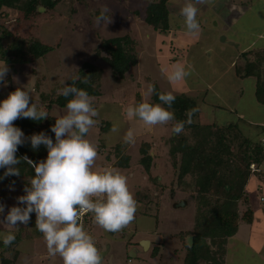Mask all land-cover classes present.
<instances>
[{"label": "rangeland", "instance_id": "rangeland-1", "mask_svg": "<svg viewBox=\"0 0 264 264\" xmlns=\"http://www.w3.org/2000/svg\"><path fill=\"white\" fill-rule=\"evenodd\" d=\"M156 1L73 0V3L66 1L60 4L52 12L39 8V16L32 23L18 26L16 12L7 9V16L1 19L8 30L18 29L22 35L25 32L37 35L54 49L35 65L9 66L6 80L10 78L11 82L7 86H0V101L17 87L25 88L30 90L33 102L36 100L48 112V116L59 118L66 114L67 109L52 106L49 110L42 95H58L60 89L77 78L79 69L85 63L100 67L104 72L102 96L94 100V106L100 113L98 124L88 134L99 152L95 170L104 167L119 169L128 178L129 189L138 201L139 208L136 219L117 233L106 232L92 222L91 235L97 248L103 252L110 247L103 264H184V242L187 244L192 240L190 235L184 241L179 236L180 233L193 230L197 207L192 198V189V192L180 189L190 184L192 179L186 177L184 185H178L179 169L173 165L174 159L170 155V139L174 136L172 128L175 121L149 128L142 121L135 118L129 120L124 115L129 106L140 102L155 104L153 93L148 91L152 84L176 96L192 93L188 97L194 99L200 109L193 124L222 127L236 123L246 137L254 139L264 136V110L257 104L255 95L257 79L255 76L241 78L237 75L239 68L246 65L241 54L264 47V0H213L211 5H199L200 10L207 9V12L198 13L201 30L193 35L191 44L190 39L184 42L186 36L181 33L182 28L183 32H187L180 15V9L187 0H172L168 3L171 29L167 34L155 31L146 23L147 7ZM232 5L236 8L231 10ZM105 7L110 9L108 15L112 17V22L98 26L96 17ZM219 20L223 25H219ZM262 34L260 39L258 36ZM126 35L137 42L138 64L123 79L116 81L102 60L109 58L108 55L102 52L100 58L97 56L103 40ZM181 39L189 48L184 55L182 48H185V44L180 43ZM233 41H240L243 46L237 49L231 46ZM176 63L186 68L190 66L192 71L184 81L173 85L160 69L165 66L171 71ZM102 122L110 123L108 131H101L104 126ZM114 123L119 125L120 131L109 136ZM129 128L135 130L134 145L123 143V136ZM182 134L189 136L190 131L185 129ZM190 142L194 143L193 140ZM144 144L152 147L150 153L154 156L150 173L141 164V148ZM120 145L122 148L118 152L116 147ZM232 148L234 152L237 150L235 146ZM122 157L129 158L128 168L119 167ZM252 169L256 170L254 166ZM263 176L264 171L260 169L259 174L252 175L246 187L255 217L258 216V207L264 203L263 193L257 188ZM21 195H25L23 187L0 184V203L6 205L4 216L12 206H17L16 198ZM246 209L247 205H241L242 213ZM4 216H0V219ZM254 220L251 225L240 222L237 236L228 245L226 264H264V220ZM20 228H24V236L18 248L24 254L29 252L27 256L32 257V262L42 264L39 256L48 255L47 247L43 234L35 228V222L17 228L0 224V234L11 231L17 236ZM25 235H31V240ZM142 241L150 242L145 250L141 246ZM0 242L3 244L2 239ZM2 244L0 264L2 260L13 264L12 256L16 253L13 252L14 246L12 249ZM132 253L136 255L135 258L130 257ZM44 262L47 263L46 260ZM59 264H63L60 257Z\"/></svg>", "mask_w": 264, "mask_h": 264}, {"label": "clouds", "instance_id": "clouds-1", "mask_svg": "<svg viewBox=\"0 0 264 264\" xmlns=\"http://www.w3.org/2000/svg\"><path fill=\"white\" fill-rule=\"evenodd\" d=\"M212 3L213 0H187L180 9L189 33L198 34L201 30L197 19L198 6ZM109 11L107 7L101 9L95 21L98 26L112 22ZM9 71L7 62H0V84L7 86ZM160 71L166 75L169 83L175 85L188 78L192 70L190 66L186 68L176 63L171 71L165 66H161ZM88 82L86 76L83 83ZM75 83L74 79L70 85L66 84L59 90L60 95L71 99L66 104V114L56 118L51 127L55 140L46 132L26 137L22 129L15 126L14 122L21 118L33 121L49 118L48 112L36 100L33 102L30 90L17 87L0 101V169H6L0 179L20 176L18 166L22 162L34 169L35 173L24 187L25 195L16 198L17 206H12L6 216V205L0 203V216H4L0 224H6L9 228L28 226L31 215L35 213V228L43 234L49 257L59 256L63 264H103V253L84 228L85 215L91 214L94 223L106 232L117 233L136 219L139 203L129 189L128 178L119 169L104 167L95 170L99 152L88 134L98 124L100 113L94 106L95 98L86 90L76 87ZM148 91L153 93L155 88L149 87ZM175 100L172 92L159 93L161 103L140 102L129 106L124 115L129 120L135 118L142 121L149 128L167 125L176 120L172 110ZM196 111L188 110L187 120L176 122L172 132L177 136L183 133L185 124L193 122ZM119 131V125L114 123L109 136ZM28 141L33 151L43 145L47 149L46 159L37 163L27 156L18 157L19 147ZM123 143H136L134 129L126 131ZM0 239L8 247L16 236L9 231L0 234Z\"/></svg>", "mask_w": 264, "mask_h": 264}, {"label": "trees", "instance_id": "trees-1", "mask_svg": "<svg viewBox=\"0 0 264 264\" xmlns=\"http://www.w3.org/2000/svg\"><path fill=\"white\" fill-rule=\"evenodd\" d=\"M66 1L73 3V0H0V62H7L9 66L35 65L54 49L37 35L26 32L22 35L18 29L8 30L1 20L7 16V10L16 12L17 24L20 26L35 21L39 16V8L42 7L47 12H52ZM170 1L172 0L152 2L146 10V23L161 34H167L171 29L168 8ZM136 45L137 42L128 35L102 41L98 52L100 54L97 57L100 58L102 52L108 55L109 58L102 60L106 62L116 81L123 79L133 67L137 66ZM241 55L246 60V65L239 68L237 75L241 78L255 76L257 79L256 101L264 110V47ZM103 73L100 67L85 63L77 73L75 86L86 90L94 98H99L102 96ZM86 76L89 82L83 83ZM72 81L68 82V85ZM7 82H11L10 78ZM151 87L155 88L154 103H161L159 93L164 92L155 84ZM52 95H42L43 102L47 104L49 110L52 106L66 108L68 99H71V97L65 98L60 94L54 97ZM190 109L197 110L193 115V119L196 118L200 110L196 101L185 95L176 96L172 105L176 117L175 123L186 121V113ZM55 119L50 116L42 121L21 118L14 124L22 129L26 137L34 133L46 132L55 140V134L51 132ZM102 124H104L101 128L102 132L108 131L111 127L109 122H102ZM185 129L190 131L189 136L182 133L178 136L174 134L170 139V155L174 159L173 165L179 169L178 185H184L186 177L192 179L193 184H186L180 189L184 192L192 189V198L196 201L197 207L193 230L179 234L182 241L189 235L192 237L191 243L184 242L186 250L184 264H226L228 245L230 240L237 236L240 222L244 221L251 225L255 219L246 187L252 175L259 174L264 164V142L261 136L251 139L243 135L236 123L222 127L191 123L185 126ZM230 136L232 137L229 138ZM191 140L194 141L193 144ZM233 146L237 148L235 152L232 150ZM121 148L122 145L116 147V150L119 152ZM151 149L152 147L148 144H144L141 148V164L147 173L151 172V164L154 160V156L150 154ZM16 155L21 158L27 156L38 163L46 159L47 149L41 145L39 150L33 151L28 141L19 147ZM129 161V158L122 157L118 165L123 169L128 168ZM252 166H256V171L251 169ZM18 167L21 172L20 176L0 179V184L24 188L35 175L34 169L23 162ZM5 171L6 169H0V177H3ZM243 204L247 205V209L242 213L241 205ZM35 219V213H33L29 225L34 224ZM89 221L88 226H91L93 219ZM91 231L90 228V234ZM23 234L24 228H20L15 241L8 247L13 249L14 246L13 252L16 251L14 257L18 256V246ZM25 237L30 239L31 235H25ZM156 251L155 249L154 253ZM1 264L12 263L2 260Z\"/></svg>", "mask_w": 264, "mask_h": 264}, {"label": "crops", "instance_id": "crops-1", "mask_svg": "<svg viewBox=\"0 0 264 264\" xmlns=\"http://www.w3.org/2000/svg\"><path fill=\"white\" fill-rule=\"evenodd\" d=\"M245 8H248V7H246V6H244ZM232 8L234 9V8H236V6H234V5H232L231 6V10H232ZM245 8H242V9H245ZM205 11V12H204ZM200 10L199 11V13H206L207 12V9L206 10ZM203 15H205V14H203ZM201 17H202V14H201ZM242 18V17H241ZM206 19H208V18H206ZM240 19V18H239ZM237 22H240V20H237ZM219 25H223V23L221 22V20H219ZM183 27H185V26H183ZM181 31V30H180ZM188 32V31H187ZM187 32H183V28H182V31H181V33L184 35V36H186V37H188V38H184L185 39V41L184 42H186L187 43V39H190L189 40V42H190V44H191V42H192V37H193V35H196V34H191V33H187ZM237 32H240L239 30H237ZM251 32H253V31H251ZM185 33H187V34H185ZM223 32L221 31V34H222ZM189 36H190V38H189ZM260 39H261V37H263V34H262V36H258ZM183 42V40L181 39V41H180V43H184ZM180 43H178L177 45H179ZM195 43H197V42H195ZM185 44V43H184ZM237 44V45H236ZM231 46H235L237 49H240L243 45H242V43L240 42V41H233L232 43H231ZM178 47V46H177ZM185 48H182V49H184V52H183V55L184 54H186V49L188 50L189 48L187 47V44H185V46H184ZM178 48H181V47H178ZM247 48V47H246ZM245 49V48H244ZM243 49V51H245ZM161 90V89H160ZM162 92H164V93H167V92H165L164 90H161ZM174 94V93H173ZM175 96L177 95V94H174ZM188 96H192V93H188ZM264 128V127H263ZM264 133V132H263ZM262 137V141H264V136H261ZM263 169V171H264V164L261 166V170ZM264 177V176H263ZM263 177H261L260 179H261V181L263 182H259V186L257 187L258 188V190H261L260 191V193H263V196H262V199H264V178ZM263 208H264V203L263 204H261V206H259L258 207V216L257 217H255V219H257V218H260V219H263L264 220V210H263ZM255 210V209H254ZM256 216V215H255ZM255 221V220H254ZM261 229V231L263 230V228H260ZM28 240H31V238L30 239H28ZM29 254V252L27 253V254H24L23 253V251L21 250V248L19 247L18 248V256H16V257H14V256H12V260H13V264H35V262H32V257L31 256H27ZM28 259V260H27ZM39 259H41L43 262H42V264H59V256H57V257H55V258H51V257H49L48 255H44V254H40V256H39ZM47 261V263H45L44 261ZM261 260V259H260ZM261 261H263V260H261Z\"/></svg>", "mask_w": 264, "mask_h": 264}, {"label": "water", "instance_id": "water-1", "mask_svg": "<svg viewBox=\"0 0 264 264\" xmlns=\"http://www.w3.org/2000/svg\"><path fill=\"white\" fill-rule=\"evenodd\" d=\"M42 10H43V8H41ZM40 10V9H39ZM225 40V39H224ZM192 238V237H191ZM192 241V240H191ZM188 243V242H187ZM189 244V243H188ZM150 245V242L149 241H142L141 242V246H142V248L145 250V248H147L148 246ZM110 252V247H108L107 249H106V251H103L102 253H103V259H104V257L105 256H107L108 255V253ZM130 257H132V258H135L136 257V255H133V253L132 254H130Z\"/></svg>", "mask_w": 264, "mask_h": 264}, {"label": "built area", "instance_id": "built-area-1", "mask_svg": "<svg viewBox=\"0 0 264 264\" xmlns=\"http://www.w3.org/2000/svg\"><path fill=\"white\" fill-rule=\"evenodd\" d=\"M263 200V199H262ZM93 219L91 214H86L84 217V228L90 233V226H88L89 224V220ZM88 221V222H87ZM90 227V228H89ZM95 240V239H94Z\"/></svg>", "mask_w": 264, "mask_h": 264}]
</instances>
